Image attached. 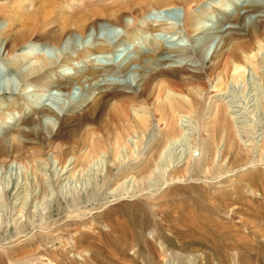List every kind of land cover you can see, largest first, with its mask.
<instances>
[{
  "label": "rangeland",
  "instance_id": "rangeland-1",
  "mask_svg": "<svg viewBox=\"0 0 264 264\" xmlns=\"http://www.w3.org/2000/svg\"><path fill=\"white\" fill-rule=\"evenodd\" d=\"M165 8L172 23H148ZM199 8L0 0V264H264V0H235L232 19L197 30ZM79 15L98 35L68 23ZM231 36L236 60L258 56L234 80L231 53L213 55ZM117 41V72L76 50ZM29 42L46 48L12 63ZM45 60L51 76L23 90ZM138 112L143 128L129 123Z\"/></svg>",
  "mask_w": 264,
  "mask_h": 264
},
{
  "label": "bare ground",
  "instance_id": "bare-ground-1",
  "mask_svg": "<svg viewBox=\"0 0 264 264\" xmlns=\"http://www.w3.org/2000/svg\"><path fill=\"white\" fill-rule=\"evenodd\" d=\"M193 2H195L197 4H200L199 11H201L202 14H203L202 15L203 17L202 16L201 17H197L196 16V19L194 20V23H195L194 28H196L197 30L202 29L203 28L202 23H205V21H206V19L208 17L212 16L213 14H215L217 12L223 14V16H224L223 19H227V18L228 19H232V17H234L232 15H229L228 12H229V9L232 7V5H234L235 0H193ZM244 8L247 9V7H244ZM172 10H174V8H165V9H162L160 11L150 12L147 15L148 23H154V24H160V25L161 24H167L168 25V23H172L167 18L168 14ZM68 23H71V26L72 27L74 26L76 28H79L80 31H81V34L84 37H91V36H94V35H98V32L100 31V26L98 24L94 25L93 23L92 24L90 23L91 25L89 26L88 25V20H84L83 17H82V15L77 16L76 19H74L71 22L68 21ZM144 27H145V25H143L141 27V29L144 28ZM145 29L143 31H145ZM206 30L207 29H205L204 31H206ZM154 31H155V34L161 35L162 32H165L167 30H164V29L163 30H161V29H155ZM57 39H59L58 36H57ZM64 43H65V40L62 38V40H59L56 43V46L62 48V47L65 46ZM235 45H236V43H234V39L231 36L230 38L226 39V43L223 46V49L222 50L220 49L222 52L216 50L213 55H215L218 58V57L221 56V54H223V52L225 50H228L231 53V55L234 57L235 54H236L235 53ZM208 46H209V42L205 41V43L202 44V46H201V52L200 53H203V51ZM238 46H240V45H238ZM122 47H123L122 42L121 41H117L114 45H110L108 47L103 46V45L100 46V47H96L94 45H87V46H85L83 48H77L76 50L79 51L80 54L83 57H93V59L96 60V62H98L99 64L104 65V66L105 65L106 66L108 65L109 66L108 68L112 72H117L118 71V68L116 67L115 63L117 62L116 61L117 60V55L120 52V50H121ZM242 47L245 48L246 46L243 45ZM242 47H240V48H242ZM43 48H46L43 43L41 44V43H38V42H29V43H27L26 45L22 46L21 48H19L16 51V53L14 54V56L11 59V62L14 63L15 65H21V66H23V62L25 60L29 59V57H31V56L38 55V53L40 51H42ZM245 49H243V50H245ZM238 50H240V49H238ZM238 50L236 52H238ZM234 59H235V57H234ZM234 59L232 60V63L230 64V68H229L230 69V72L232 74L231 75L232 78H233L232 80L243 77V75H245L246 68H248L249 65L250 66L251 65L257 66V64H258L257 63L258 56H257V53H256L255 50H251L249 52H247L246 50L243 51L242 55H240V61H238L236 59H235L236 61H234ZM44 62L45 63H41L39 61L36 65L30 66L29 69L27 68L28 70L24 71V73L22 75V79H21L22 80L23 90L28 89L30 87H33L35 84H37L38 81H41V80L46 79L49 76H51V71L48 70V66H49V62L50 61L45 60ZM0 65L5 68V65L2 62H0ZM44 68H46V70H43ZM103 72H104V70H103ZM107 72H109V71H107ZM17 89H18V85H14L13 84V86H10L9 87V90L12 91V92H14V93L17 91ZM166 99L168 100V105H169V107L171 109H174L176 106H182V105H179V102H177L178 104L176 105V103H174L173 96H171L170 94H168L166 96ZM114 119H117L115 121V125H117L121 121L118 116H114ZM131 120H133V119H131ZM129 123L130 124H136L135 126L138 125V126H141L143 128V126L145 127L148 124V115L147 114H144V113L141 114V113L138 112L135 115V119L133 121H130ZM136 128H138V127H136ZM128 131H129V128L121 129V131L117 130L118 133L116 134L117 136L115 137L116 138V144L117 145H119L123 141V137H122V135L119 132L126 133ZM103 145H104V143H102L100 141H95V140L92 141L91 151L90 152L92 154H96V153L98 154L99 151H102ZM0 148L1 149H4L5 147H0Z\"/></svg>",
  "mask_w": 264,
  "mask_h": 264
},
{
  "label": "water",
  "instance_id": "water-1",
  "mask_svg": "<svg viewBox=\"0 0 264 264\" xmlns=\"http://www.w3.org/2000/svg\"><path fill=\"white\" fill-rule=\"evenodd\" d=\"M137 24H139V25H141V26H143V25H146V21H145V19L143 18V20H140V21H138V23ZM137 28L135 27V30H136ZM141 43V42H140ZM127 47V49H129V48H131V45H126ZM124 47V46H123ZM121 48V49H125V47L124 48ZM44 49V48H43ZM66 71H67V69H66ZM63 72H65V70L63 71ZM13 119H14V117H13Z\"/></svg>",
  "mask_w": 264,
  "mask_h": 264
}]
</instances>
